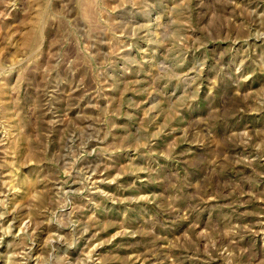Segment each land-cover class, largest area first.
<instances>
[{"label": "rangeland", "instance_id": "1", "mask_svg": "<svg viewBox=\"0 0 264 264\" xmlns=\"http://www.w3.org/2000/svg\"><path fill=\"white\" fill-rule=\"evenodd\" d=\"M0 264H264V0H0Z\"/></svg>", "mask_w": 264, "mask_h": 264}]
</instances>
